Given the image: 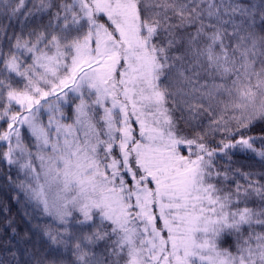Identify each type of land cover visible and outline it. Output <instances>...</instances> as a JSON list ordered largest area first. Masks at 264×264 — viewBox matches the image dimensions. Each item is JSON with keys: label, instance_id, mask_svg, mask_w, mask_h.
I'll return each instance as SVG.
<instances>
[{"label": "snow or ice", "instance_id": "1", "mask_svg": "<svg viewBox=\"0 0 264 264\" xmlns=\"http://www.w3.org/2000/svg\"><path fill=\"white\" fill-rule=\"evenodd\" d=\"M0 181V264H264V0H0Z\"/></svg>", "mask_w": 264, "mask_h": 264}, {"label": "trees", "instance_id": "2", "mask_svg": "<svg viewBox=\"0 0 264 264\" xmlns=\"http://www.w3.org/2000/svg\"><path fill=\"white\" fill-rule=\"evenodd\" d=\"M0 182H2V181H0ZM0 199L7 200L9 207H10V210H11V213L16 216L17 220H19L21 208L17 204H15L11 201L10 194L2 188H0ZM2 227H3V216L0 215V228H2ZM6 234H7V229H4V235H6ZM0 238H3V237H0Z\"/></svg>", "mask_w": 264, "mask_h": 264}]
</instances>
